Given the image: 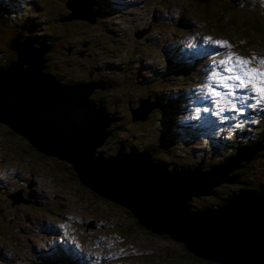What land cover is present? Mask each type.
<instances>
[{
	"label": "rangeland",
	"instance_id": "obj_1",
	"mask_svg": "<svg viewBox=\"0 0 264 264\" xmlns=\"http://www.w3.org/2000/svg\"><path fill=\"white\" fill-rule=\"evenodd\" d=\"M0 1L16 14L0 22L1 59L18 60L10 48L18 32L19 42L45 34L50 41L42 44L49 48L41 59L59 80L110 85L87 97L113 120L95 156L114 155L118 142L142 144L140 151L147 152L152 163L166 169L184 163L200 173L207 161L216 162L232 149L233 136L244 133L251 112L262 109L264 121V104L245 103L250 109L241 113L243 104L236 106L241 109L237 112L229 105H213L204 95L208 72L229 52L243 59L255 57L254 67L264 60V0H100L104 14L99 17L96 0ZM193 41L201 44L197 47ZM35 44L32 47L40 45ZM22 69L27 70V64ZM153 93L179 107L178 115L166 118V126L158 125L157 112L150 114ZM168 126L165 145L160 133ZM252 127L257 125L250 123ZM257 133L251 130L246 139ZM237 140L244 143L243 138ZM29 143L0 125V264H34L30 259L38 253V264H218L192 255L162 232L141 228L123 205L89 190L65 160L42 154ZM254 155L240 162L260 156L250 175L260 193L264 153ZM212 188L223 194L248 191L225 182ZM205 196H191L190 201L200 204Z\"/></svg>",
	"mask_w": 264,
	"mask_h": 264
},
{
	"label": "water",
	"instance_id": "obj_2",
	"mask_svg": "<svg viewBox=\"0 0 264 264\" xmlns=\"http://www.w3.org/2000/svg\"><path fill=\"white\" fill-rule=\"evenodd\" d=\"M19 37L20 32L10 45L18 60L0 69L1 124L37 151L65 160L93 193L129 208L141 226L169 234L192 255L219 264H264V185L260 193L239 192L218 209L193 212L187 202L191 196L212 195L208 191L219 183H235L226 173L252 160L260 144L238 149L205 174L198 167H173L167 173L166 165L152 163L147 152L123 154L119 149L112 158L95 156L109 135L105 128L111 118L87 97L110 85L59 84L41 72V55L49 46L34 48L31 39L19 42Z\"/></svg>",
	"mask_w": 264,
	"mask_h": 264
},
{
	"label": "trees",
	"instance_id": "obj_3",
	"mask_svg": "<svg viewBox=\"0 0 264 264\" xmlns=\"http://www.w3.org/2000/svg\"><path fill=\"white\" fill-rule=\"evenodd\" d=\"M202 2L205 3L206 0L202 1ZM23 4H22V7L26 8L25 4L24 5ZM100 5H101L100 0H96V4H93L95 10L99 14L97 17H99V16L104 14V10L101 9ZM94 8H93V10H94ZM15 16H16L15 11L11 9L10 4H4L2 1H0V22L3 19H6V20L9 19V18L13 19ZM94 17H95V14H94ZM29 24L31 26H33L31 24V22H29ZM26 26H28V25L25 23L23 25V27L25 28ZM21 30H22V28H21ZM255 31H256V29H252V32H255ZM31 40L36 42L35 45L42 44L44 42H46V44H49L48 42L50 41V38H49V36H47L45 34H40V35H36V36L34 35ZM50 44L52 45L53 43H50ZM46 56H47V54H45L43 56V58L46 59ZM13 62H15V61H12V60L8 61V60H3V59L0 58V68H3L5 66L7 67L8 65L12 64ZM42 66L45 68V70L43 71L44 73H51L52 75H54V77H56L54 71H53L54 73L49 71L48 62L42 63ZM55 69H56V67H54V70ZM181 72L187 74L184 70H182ZM56 79L58 81H60L61 84H64V86L65 85L66 86L67 85L68 86L84 85L86 83L94 81V80H88V82L84 83L82 81L75 80V81H72L73 83H68L67 84L66 82H63L62 80H59V78H57V77H56ZM151 97L153 99L152 102H154L153 103L154 104V108L150 112V114H153V112H157L158 115L156 114V117L158 118V120H157L158 125L166 126L167 125V123H166L167 122V120H166L167 117H170L171 115H178V113H179L178 105L174 101H172L171 99H168V97H158L156 93H153V95ZM93 98L98 99V97H93ZM252 118L254 119V121L260 120V122L257 124V127H252L251 129H249L248 126H244V129H246V130H244V133L243 132L242 133L237 132L233 136V138H232V149L228 153H226L223 157L218 159L216 162L207 161V164H208L207 167L208 168L205 166L203 169H201L200 170L201 174L207 173L209 171V167H211V169H212L215 166L221 165L222 162H224L227 159H229L230 157H232V155H234V153H236L238 149L253 148L257 144H260L262 150L261 151H257L255 153L254 157L256 158L261 153H264V148L262 146L263 142H264V121H263L261 115H259V114L252 115ZM110 122H113V120H110ZM174 129L176 130V127H174ZM166 130H169V133H171V127L168 126L167 128H164L165 132L164 133H160L161 141L164 144H165V136H164V134H166V132H167ZM251 130H254L255 132L258 131L257 136L256 137H249V138L246 139V134H248ZM105 131L108 132V130H105ZM109 131H111V129H109ZM238 138H243L244 139V143L243 144L236 143V142H238V140H237ZM118 143H119V147L118 148L116 147V148H117V150L122 149V153L123 154L135 153V152H138L139 154H143L140 151V148H141L142 144L140 146L131 147V146L122 144V142H118ZM236 144H238L239 146H237ZM124 148H127V151L124 150ZM117 152L115 154H117ZM97 153H100V151H98ZM115 154L114 155H110V156H104V158H112V157L115 156ZM105 155H109V153H107ZM259 157L257 159H259ZM256 160L251 161V162H247V163L239 162L237 164L238 168H233V169L229 170L226 173V175L228 177L234 178L233 181L235 182L236 185H239L240 189H244V190H248V191H251V192H254V193H258V190L256 189L257 186H255L258 183H256L255 180H253V178L250 177V175L254 173L253 166H254ZM171 169H173V167L169 168V169H166L165 171L166 172L168 171L167 173H169V172H171ZM174 169H175V171H180L181 169L190 170L187 167V165L184 164V163L178 165V167H176ZM213 192L215 193V195H213V197H215V200L210 195L209 196H205L204 198H202L203 203L201 202L200 204L196 203L197 201L195 199L194 200L192 199V201H188L189 209L191 211H193V212H196V211L202 212V211H207V210H212V209H218L226 200L231 199L232 197L237 195L235 190L232 191V192L224 193V194L221 191V189H219V188H211L208 191V193H213ZM125 209L128 210L130 214L132 213L129 208L125 207ZM133 218L135 219L136 223L141 228L146 229L144 226H141L138 223V221L136 220L135 217H133ZM146 230H148V229H146ZM148 231L150 233H152V234H156L155 232H153L151 230H148ZM163 235L165 236V238L171 239L169 234L165 233ZM40 259L41 258H39V253H38V256H36L34 258H31L30 260H32L34 262V264H38ZM215 263H217V262H215Z\"/></svg>",
	"mask_w": 264,
	"mask_h": 264
},
{
	"label": "snow or ice",
	"instance_id": "obj_4",
	"mask_svg": "<svg viewBox=\"0 0 264 264\" xmlns=\"http://www.w3.org/2000/svg\"><path fill=\"white\" fill-rule=\"evenodd\" d=\"M209 40L211 41V38H209ZM212 43L222 47H231L222 41H212ZM254 61H256L255 57L251 60L243 59L239 56L233 57L232 53L229 52L227 59L220 62V67L223 68L224 72L229 73V75L221 76L219 72H214L212 80L216 81L219 78V86L229 90L227 96L234 97L241 104H245L247 100L252 99L253 96H237V89L241 91H250L255 96L260 97V99L256 100L257 104H264V60H259L257 62V67H249ZM225 65H227V67H225ZM210 95L226 99V97L222 96L218 91H210ZM226 102L231 106L233 111H241V109H238L236 104L233 103V100H227ZM249 106L251 107L253 105ZM220 111L223 112L224 109L221 108Z\"/></svg>",
	"mask_w": 264,
	"mask_h": 264
},
{
	"label": "bare ground",
	"instance_id": "obj_5",
	"mask_svg": "<svg viewBox=\"0 0 264 264\" xmlns=\"http://www.w3.org/2000/svg\"><path fill=\"white\" fill-rule=\"evenodd\" d=\"M190 32H192V30H189ZM179 32V31H178ZM183 32H186V31H183ZM186 34V33H185ZM179 36H182V35H179ZM186 36H189V34H187ZM192 44H194V45H196L197 47L201 44V43H198L197 41H193V43ZM16 52V51H15ZM17 53V52H16ZM164 56H166V55H164ZM16 62V61H15ZM14 63V62H13ZM9 66V65H8ZM7 66V67H8ZM0 69H3V70H5L6 69V67H4V68H0ZM42 73H44V72H42ZM141 73V72H140ZM56 81V80H55ZM56 82H58V81H56ZM59 83V82H58ZM68 86V85H67ZM94 92V91H93ZM181 96V95H180ZM217 129V128H216ZM236 196H238V194L236 195ZM51 254H53L54 255V253L53 252H50Z\"/></svg>",
	"mask_w": 264,
	"mask_h": 264
},
{
	"label": "flooded vegetation",
	"instance_id": "obj_6",
	"mask_svg": "<svg viewBox=\"0 0 264 264\" xmlns=\"http://www.w3.org/2000/svg\"><path fill=\"white\" fill-rule=\"evenodd\" d=\"M95 91H96V90H95ZM0 125L4 126V128H8V127H7V126H5L4 124H1V123H0Z\"/></svg>",
	"mask_w": 264,
	"mask_h": 264
},
{
	"label": "clouds",
	"instance_id": "obj_7",
	"mask_svg": "<svg viewBox=\"0 0 264 264\" xmlns=\"http://www.w3.org/2000/svg\"><path fill=\"white\" fill-rule=\"evenodd\" d=\"M207 89V88H206ZM204 93H206L205 91H204Z\"/></svg>",
	"mask_w": 264,
	"mask_h": 264
}]
</instances>
